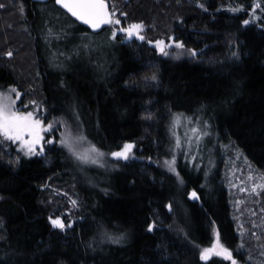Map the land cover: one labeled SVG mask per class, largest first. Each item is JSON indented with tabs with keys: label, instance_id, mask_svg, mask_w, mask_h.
Returning a JSON list of instances; mask_svg holds the SVG:
<instances>
[{
	"label": "trees",
	"instance_id": "trees-1",
	"mask_svg": "<svg viewBox=\"0 0 264 264\" xmlns=\"http://www.w3.org/2000/svg\"><path fill=\"white\" fill-rule=\"evenodd\" d=\"M256 1L264 24V0H107L123 23L145 26L143 41H127L112 39L111 25L91 33L53 1L0 0V87L33 94L48 117H66L106 155L135 142L133 158L100 173L57 144L26 157L0 136V264H231L217 256L201 262L214 232L243 260L219 172L188 170L179 154L181 183L156 160L172 151L173 117L196 115L264 173V27L243 24ZM83 34L110 39L103 57L88 62L73 55L75 47L54 50L56 40ZM171 35L198 54L173 59L148 43ZM153 73L157 81L146 79ZM50 186L75 197L73 218L63 213V198L49 201ZM189 188L198 202L187 198ZM62 213L66 225L73 219L63 231L48 219ZM105 229L126 238L112 243L102 238Z\"/></svg>",
	"mask_w": 264,
	"mask_h": 264
},
{
	"label": "rangeland",
	"instance_id": "rangeland-1",
	"mask_svg": "<svg viewBox=\"0 0 264 264\" xmlns=\"http://www.w3.org/2000/svg\"><path fill=\"white\" fill-rule=\"evenodd\" d=\"M254 3L257 4L258 7L253 10L251 6L247 19L264 27V24L261 23L262 6L258 1ZM253 11L255 12V18H253ZM114 12L115 18L120 19L121 23L119 25L111 24L112 31L114 28L119 29L130 24L123 23L122 15H119L116 10H114ZM141 34L143 35V31ZM117 35L126 40L123 34L118 32ZM161 39H165L167 41V38ZM109 42L110 39L107 38L105 40L104 38H96L92 34H83L74 38H67L65 42L57 43L56 40L54 44V46L56 47L54 48V50L57 51V49L59 50L62 46L68 49L72 48V50L75 47L76 49H74V51L76 52L73 55L75 57L78 56L79 58H83V61L90 62L93 56H95V59H99L103 57V55H105L104 48L105 45ZM151 45L156 48L155 44ZM166 51L169 52V55L167 56H170L173 59L193 57L190 55L189 50L179 49L174 44L171 47H167ZM67 58L70 59L71 56H67ZM9 86L10 85L0 87V92L10 93L11 98L15 101V110L20 112H34L36 113L37 118H39L44 125H47L49 122H52L53 124V127L51 129L41 133L43 139L41 140L40 144L36 146V151L39 152L40 149L43 148V153L34 156H44L45 148L48 145L57 144L61 146L59 144V140L62 138V134L66 131H70L73 136L82 135L83 137H85L83 133L81 134L80 132H77L72 128L71 124L68 123L66 117H48L45 106L41 103L40 100L37 99L36 96L34 97L32 94L29 97L22 89H20L19 86H17L16 84L11 85L14 86L15 92L20 93V96L17 97L15 95V92ZM177 116L180 119V123L174 124V118H176ZM193 127L199 129V131L193 133L191 131ZM201 132H206L208 133V135L202 136L201 139L197 141L195 137L200 135ZM177 135L180 137L181 141L179 147H177L176 145ZM171 136L173 141L172 151L170 150V153L168 152L167 157H164L160 161L159 159L156 160V163L161 166L163 163V166L167 167L165 161L171 160L172 157L175 156L176 166L178 162L177 156L180 154V158L181 160H183V164H186L188 170H192L193 168L197 171L201 170L205 177L213 175L215 173L214 170H217L221 177V181L228 192L231 217L235 222V229L238 236L236 252L242 253L243 260H239L236 256H234V253L233 256L238 261V264H264V188H258L255 192L252 191V185L254 183L257 185L264 183V173L257 169L250 162V160L244 155L242 150L237 145L233 144L232 142L219 141L216 138V135L211 132L209 127L196 115L176 114L171 121ZM3 138L6 139L5 137ZM49 140H54L56 141V143H48ZM8 142L11 143L18 155L26 156L21 150L20 143L18 141L8 140ZM89 145H91V143L88 142L86 138V140L80 142L78 147L80 149H87ZM63 148L75 161L84 164L86 165V167L92 168L100 173L112 171V167L115 166L117 162L125 161L122 159L111 157L109 154L106 155V153L103 152L105 155L100 158V164L82 163L74 156H72L67 148ZM134 156L135 153L133 148V157ZM193 189L194 188H189L186 191L187 196L191 191H193ZM242 189L245 190L242 191ZM44 194L48 197L49 201L54 204H59V201L55 197L59 196L63 198L64 202H66V204L63 205V208L61 207L63 209V213L68 214L67 218H73L72 214L76 205L74 206L71 201H76V199L75 197H73V195L70 194L69 191L62 189L57 190L56 192V190H54V188L52 190V187L50 186L49 188H46L44 190ZM63 213L55 215L53 218H55L56 216H60L66 222V216L63 217ZM70 220L72 221L73 219ZM216 234V232L212 234V240L216 237ZM212 240L210 241V244Z\"/></svg>",
	"mask_w": 264,
	"mask_h": 264
},
{
	"label": "snow or ice",
	"instance_id": "snow-or-ice-1",
	"mask_svg": "<svg viewBox=\"0 0 264 264\" xmlns=\"http://www.w3.org/2000/svg\"><path fill=\"white\" fill-rule=\"evenodd\" d=\"M56 4L61 5L72 17H75L78 21H82L84 24L89 25L92 29H100L102 25L116 24L121 23L120 19L115 18V12L110 11L106 0H55ZM199 3V0H197ZM4 4H0V8H4ZM199 7L204 8V4H199ZM243 5L238 7L231 8L232 12H236L239 9L243 8ZM257 4L252 5V9H256ZM23 10V9H21ZM124 15V14H121ZM253 18H255V12L253 11ZM249 20H244L243 24L248 25ZM143 22H132L126 27H121L119 29H113L111 33V38L115 39L118 32L125 36L126 40H132L133 38L143 41L145 37L141 34L144 29ZM149 44H155L156 50L162 53L163 55H169V52L166 51L167 47H171L173 44L179 48L184 49V43L181 40H177L174 36H169L167 41L165 39H157L155 41L149 40ZM190 55L195 57L198 53L196 49L189 50ZM5 56L11 57L13 55L12 51L4 53ZM233 57H237L236 52L232 53ZM151 81H157L158 76L156 73H153L150 78ZM127 83V81L125 82ZM14 92V86H9ZM17 97L20 96L19 92H15ZM15 101L11 98L10 93L0 92V136L5 137L8 140L18 141L20 143L21 150L26 156L40 155L43 153L44 149L41 148L39 152L36 151V146L40 144L43 139L41 133L47 131L53 127L52 122H49L47 125H44L43 122L37 118L36 113L20 112L14 109ZM35 103V102H33ZM152 113H145V119H151ZM190 119V118H189ZM174 124H179L180 119L177 116L174 118ZM207 124V122H204ZM193 133L199 131V129L193 127L191 129ZM175 135V133H174ZM208 135L206 132H201L200 135L196 136L195 139L199 141L202 136ZM86 140V137L73 136L70 131H66L62 134V138L59 140V144L62 147L67 148V150L74 156L77 160L82 163H95L100 164V158L105 154L101 152L94 144L89 145L87 149H80L78 145L80 142ZM48 143H56L54 140H49ZM180 137L176 136V145L180 146ZM135 146L134 141H125L122 147H119L118 150L112 151L109 153L111 157L129 160L133 158V148ZM19 157L16 158L15 162H19ZM151 159V158H149ZM175 156L171 160L165 161L168 170L170 172L176 173L177 178L180 179V182L183 183L182 178L179 177V173L176 170L175 166ZM43 187V185H42ZM258 188H264V183L259 185L253 184L252 191H256ZM245 189H242L244 191ZM191 198H198V194L195 190L189 193ZM71 203L75 206L77 201L73 200ZM171 204L168 205V208L171 209ZM52 227L54 229H59L61 231L65 230L66 227L71 226V221L66 225L64 220L60 216L53 218L52 216L48 217ZM103 227V226H101ZM155 222L149 223L147 225V230L149 232L155 229ZM102 238L111 241L112 243H122L126 238L125 233H119L118 235H113L109 233L106 229L102 232ZM217 256L224 258L227 261H230L231 264H238V261L233 256L232 250L226 247L219 239V234H216V237L212 240L209 246L203 247L199 252L200 260L209 261L211 257ZM250 259V258H249Z\"/></svg>",
	"mask_w": 264,
	"mask_h": 264
},
{
	"label": "water",
	"instance_id": "water-1",
	"mask_svg": "<svg viewBox=\"0 0 264 264\" xmlns=\"http://www.w3.org/2000/svg\"><path fill=\"white\" fill-rule=\"evenodd\" d=\"M31 1L36 2V3H46V2H49V1H53L54 4H55L57 7H59L63 12H65V13H66L71 19H73V20H74L75 22H77L79 25H81V26L87 28V29H88L91 33H93V34H97V33L101 32L102 30H104L105 28L108 27V24H105V25H102L100 29H95V30L92 29L89 25H86V24H84L82 21H78L75 17H72L71 14L68 13L66 9H64L61 5L56 4L55 0H31ZM106 2H107V0H106ZM107 4H108L109 10H110L109 3L107 2ZM195 191H196V190H195ZM196 192H197V191H196ZM197 194H198V192H197ZM187 198H188L190 201H192V202H198L199 199H200L199 194H198V198H196V199L191 198L189 195L187 196ZM201 262L205 263V262H207V261H202V260H201Z\"/></svg>",
	"mask_w": 264,
	"mask_h": 264
},
{
	"label": "bare ground",
	"instance_id": "bare-ground-1",
	"mask_svg": "<svg viewBox=\"0 0 264 264\" xmlns=\"http://www.w3.org/2000/svg\"><path fill=\"white\" fill-rule=\"evenodd\" d=\"M193 190H195V189H193Z\"/></svg>",
	"mask_w": 264,
	"mask_h": 264
}]
</instances>
